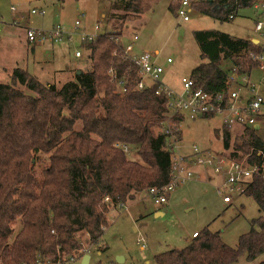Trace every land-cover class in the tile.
<instances>
[{"label": "trees", "instance_id": "1", "mask_svg": "<svg viewBox=\"0 0 264 264\" xmlns=\"http://www.w3.org/2000/svg\"><path fill=\"white\" fill-rule=\"evenodd\" d=\"M66 1L58 0L61 5ZM163 1L177 14L185 0L112 2L107 17L111 29L80 44L89 54V69L79 70L73 80L60 86L43 83L17 67L9 82H0V264L82 259L84 235L88 246L104 253L109 248L102 237L111 210L169 183L167 97L157 95L159 84L140 90L139 69L121 51L126 24ZM259 1L191 0L197 13L223 23ZM193 36L201 59L190 75L194 91L225 93L234 83V70L248 76L264 65L255 59L264 57V44L216 30ZM224 62L231 63L232 72L223 69ZM255 128H242L233 147L231 130L223 126L216 132L223 155L238 162L247 156L246 163L258 168L243 194L260 213L250 230L234 248L207 226L185 248L156 255L154 264L253 263L264 255V140Z\"/></svg>", "mask_w": 264, "mask_h": 264}, {"label": "rangeland", "instance_id": "2", "mask_svg": "<svg viewBox=\"0 0 264 264\" xmlns=\"http://www.w3.org/2000/svg\"><path fill=\"white\" fill-rule=\"evenodd\" d=\"M114 1L67 0L61 5L58 0H0L2 65L5 68L15 67L17 61H22L24 68L43 83L57 85L70 70L77 68L88 70L89 54L77 45V41L72 44L61 42L56 45L47 41L45 44L37 45L34 53L25 40L27 29L49 31L60 26L63 31L72 33L75 32V23L80 13L85 12L86 18L82 20L80 30L88 34H102L111 29L107 17ZM188 1L192 9H182L188 11L189 21H184L179 11L177 14L171 13L169 2L163 1L141 19L128 22L121 37V43L123 41L124 45H129L137 36L135 51L152 55L155 63L164 70L161 82L177 93L183 92L182 79H189L191 72L201 64L200 50L193 36L195 31L216 30L264 44V39L254 32L256 20L264 22V7L258 11L254 6L242 8L232 22L223 23L197 13L191 0ZM257 5H264V0H260ZM12 7H15V12H12ZM33 10H43L45 16L34 15ZM97 25L101 27L98 32L95 31ZM77 51L82 54L81 59L75 57ZM169 59L172 63H168ZM222 67L226 71H231L232 65L224 62ZM249 78L258 93L264 97V73L257 68L252 71ZM0 82H9L8 76L3 75ZM236 88L238 83H233L230 89ZM259 120L256 132L264 140V118ZM222 127V119L218 116L196 120L186 117L180 124L182 153L187 154L193 151V147H197L199 151L223 154L221 136L218 138L216 135ZM241 131L242 128L231 130L232 147L235 136L241 134ZM130 157L135 158L132 152ZM246 161L247 156L241 160L245 163ZM191 169L195 171V179L203 172L198 167ZM213 178L212 183L218 187L221 179L215 174ZM186 185L179 186L171 192L168 204L163 206L156 204L146 192L139 194L125 207L117 208L116 211L111 210L110 224L102 237V244L109 248L106 252L99 254L98 246H88L86 240L89 236H83L84 247H89L92 251L89 264H117L119 260H124L123 264H154L156 255L171 249L185 248L191 242L189 239L192 237V231L203 230L207 225L211 231L221 232L223 241L235 248L239 237L250 230V222L260 215L256 202L246 195L237 196L229 206L223 202V196L216 193L217 188L213 192L206 185L188 183ZM205 189H208L206 195ZM174 196H177L175 204L172 203ZM126 207L128 211H125ZM158 210L164 215L156 216L155 212ZM140 238L145 240V250L138 244ZM69 262L70 260L64 263L81 264L80 261ZM239 264L251 263L243 259Z\"/></svg>", "mask_w": 264, "mask_h": 264}, {"label": "built area", "instance_id": "3", "mask_svg": "<svg viewBox=\"0 0 264 264\" xmlns=\"http://www.w3.org/2000/svg\"><path fill=\"white\" fill-rule=\"evenodd\" d=\"M264 5H256L255 9L260 10ZM182 8L191 9V5L187 0L183 2L179 10V14L184 21H189L188 11ZM15 11V8H11ZM34 15L40 14L45 16V11L33 10ZM86 13L82 12L79 19L75 23V32L67 33L63 31L60 26H57L49 31H37L27 29L26 37L30 44H45L49 41L52 44L61 42H73L74 38H78L80 42L94 41L99 33L88 34L80 30L82 20H85ZM14 25L17 24L14 22ZM2 21L0 19V28ZM101 29L99 25L95 27L98 32ZM254 32L264 39V22L258 21L255 25ZM138 37L135 36L132 43L126 46L122 45L121 51L123 56L131 61L140 72L141 82L139 84L140 90L145 89L151 83L159 84L160 88L157 95L161 93L166 95L168 101L169 113L166 120L164 133L168 137L169 145L172 150V165L170 170V181L163 188H153L147 193L149 197L154 199L156 204L162 205L168 202L167 195H170L177 187L183 186L195 179V171L192 167H198L203 170L205 174H215L221 179V183L217 187V192L223 196V202L226 205L232 204L233 200L240 195H243L247 189L248 181L258 173L257 166H249L245 162H238L232 160L223 154H216L211 151H199L197 147H193L191 155H184L181 151L180 141L181 133L180 122L172 121L173 117L182 116L191 120L204 119L206 117H220L223 126L232 130L234 128H252L259 124V119L264 118V97L257 91L255 85L251 83L248 76H240L237 70H234L231 75V81L238 83V88L227 92L218 94H209L201 90L194 91L193 81L191 79H182L183 92L177 93L161 82L164 70L158 66L153 56L148 53H137L135 51ZM258 43V42H257ZM76 57L81 58L82 54L77 51ZM257 61H263L264 57H255ZM168 63H172L169 59ZM260 71L264 73V65L259 67ZM242 77V78H241ZM241 78V82L239 81ZM128 152V149L124 147ZM262 153H259L261 155ZM125 205H120V208ZM128 211V207L125 208ZM198 233L193 235L197 237ZM144 239H139L138 244L143 250L146 249ZM91 248L84 247V256L91 255ZM81 258H71L70 262L75 263ZM69 262V263H70ZM37 264H63L52 262H41ZM65 264V263H64Z\"/></svg>", "mask_w": 264, "mask_h": 264}, {"label": "crops", "instance_id": "4", "mask_svg": "<svg viewBox=\"0 0 264 264\" xmlns=\"http://www.w3.org/2000/svg\"><path fill=\"white\" fill-rule=\"evenodd\" d=\"M13 8V7H12ZM15 8V7H14ZM16 11V10H15ZM14 11V12H15ZM13 12V11H12ZM0 19H1V17H0ZM83 30H85V28L83 29ZM25 40H26V42H27V44H28V46L29 47H32V52H34V53H36V48H37V45H32V44H30L28 41H27V37H25ZM75 41H77V45H80L81 44V42H80V40L78 39V38H75V40H73V42H64V44H72V43H75ZM255 42V41H254ZM56 45V44H55ZM122 45L123 46H126V45H124L123 44V41H122ZM135 50L137 51V48L135 47ZM157 53V52H156ZM75 57H76V55H75ZM77 58V57H76ZM82 58V57H81ZM81 58H77V59H81ZM17 67H21V68H24V64L22 63V61H17V63H16V65H15V67H9V68H5L3 65H2V62L0 61V78H2L3 77V75H6V76H8V79H9V81H10V78H11V74H12V71L15 69V68H17ZM25 69V68H24ZM80 69H74V70H70L69 71V73H68V75L66 76V77H64V79L63 78H61L62 80L61 81H59L60 83H63V82H65V81H69V80H73V78H74V75L79 71ZM256 127H258L259 128V125H257ZM192 154V152H189V153H187V154H185L184 153V155H191ZM197 179V180H196ZM196 179H194V180H192V181H190V182H188V185H206V186H208L213 192H215L216 191V185L215 184H213L212 183V181H213V174L212 173H210V174H205L204 172H202L201 173V175H199V176H197V178ZM186 185V184H185ZM187 186V185H186ZM206 190V192L204 193V195H206L207 193H208V189H205ZM216 193H217V191H216ZM215 194V193H214ZM216 195V194H215ZM169 201V200H168ZM174 202V204L177 202V196H174V198H173V201H172V203ZM170 203V202H169ZM233 203V202H232ZM166 204H168V202L166 203ZM159 205V204H158ZM163 205H165V204H162V205H160V206H163ZM226 205V204H225ZM172 206H174V205H172ZM221 206V205H220ZM229 206H231V205H229ZM226 208H228V207H226ZM114 211H116V210H114ZM111 214V213H110ZM110 214H109V219H110ZM155 214H156V216H163L164 215V213L161 211V210H158L157 212H155ZM208 226V225H207ZM206 226V227H207ZM202 230V229H201ZM201 230H198V229H196L194 232L192 231V237H190L191 239H189V240H192L193 239V235L195 234V233H200V231ZM93 250V249H92ZM143 250V249H142ZM98 253L99 254H101L100 253V251L98 250ZM85 257V256H84ZM84 257L80 260V262H82V260L84 259ZM262 261H264V255L263 256H261L257 261H255V262H253V263H251V264H258V263H260V262H262ZM240 263V262H239ZM238 263V264H239ZM89 264V263H88ZM123 264V263H122Z\"/></svg>", "mask_w": 264, "mask_h": 264}, {"label": "water", "instance_id": "5", "mask_svg": "<svg viewBox=\"0 0 264 264\" xmlns=\"http://www.w3.org/2000/svg\"><path fill=\"white\" fill-rule=\"evenodd\" d=\"M257 43V42H256ZM256 130L258 129V127L255 128ZM90 261V255H86L84 257V259L82 260L81 264H88ZM124 262V260H119L117 261V264H122Z\"/></svg>", "mask_w": 264, "mask_h": 264}]
</instances>
